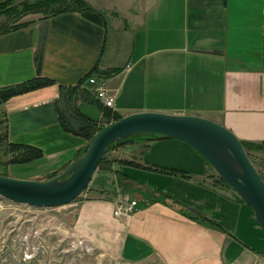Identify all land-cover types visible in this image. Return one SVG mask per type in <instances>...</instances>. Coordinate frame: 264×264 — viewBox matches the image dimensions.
Here are the masks:
<instances>
[{
    "label": "crops",
    "instance_id": "obj_1",
    "mask_svg": "<svg viewBox=\"0 0 264 264\" xmlns=\"http://www.w3.org/2000/svg\"><path fill=\"white\" fill-rule=\"evenodd\" d=\"M86 1L93 10L26 18L0 34V87L36 77L39 57L41 73L54 80L3 105L10 140L43 151L22 164L28 175L15 176L47 179L77 158L86 139L62 127L60 85L77 84L95 67L118 69L108 79L114 110L210 118L262 145L250 153L264 163V0ZM77 105L86 116L103 114L91 95ZM123 148L79 208L93 234L106 238L101 246L121 239L118 254L140 263L264 264V249L250 245L259 237L264 247L253 209L190 144L155 134ZM131 159L151 168L118 161ZM114 186L138 199L131 215H114Z\"/></svg>",
    "mask_w": 264,
    "mask_h": 264
},
{
    "label": "water",
    "instance_id": "obj_2",
    "mask_svg": "<svg viewBox=\"0 0 264 264\" xmlns=\"http://www.w3.org/2000/svg\"><path fill=\"white\" fill-rule=\"evenodd\" d=\"M141 132L161 133L190 144L237 191L264 227V178L242 140L225 125L193 114L155 110L125 114L101 127L84 152L59 174L41 180L0 173V195L36 206L67 204L88 186L112 143Z\"/></svg>",
    "mask_w": 264,
    "mask_h": 264
},
{
    "label": "rangeland",
    "instance_id": "obj_3",
    "mask_svg": "<svg viewBox=\"0 0 264 264\" xmlns=\"http://www.w3.org/2000/svg\"><path fill=\"white\" fill-rule=\"evenodd\" d=\"M19 1L21 0H16V2ZM36 16H43V13L20 12L10 17L0 15V30L15 22L25 21L26 18ZM103 75L109 78V75ZM2 116L0 115V117ZM148 137V135H137L132 141L124 144L128 145L130 142L146 140ZM124 144H116L109 148L106 159L102 162L101 167L96 169L88 186L77 198L67 204L36 206L27 203H16L0 195V264H162L157 261L140 263L125 260L124 256L118 254L120 245L118 242L121 239L114 240L115 244L111 243V246L110 243L108 246H101V242L97 240L105 237L98 236L100 234L95 236L94 232L90 230L95 224L87 223L79 217L80 205L84 199L89 197L90 185H93L97 180L102 167L108 165V167H111L110 169L114 170L112 168L113 161L116 160L115 158L119 156L120 152L124 151ZM5 149L4 145H0V173L14 174L11 176H15V174L28 175L31 171H24L22 164L7 163L10 155L6 154ZM251 155L255 166L264 175V163L262 164L259 157L254 153H251ZM53 175L45 177L50 178ZM231 188L233 187L231 186ZM113 190L115 195L112 197L116 199L117 205L123 200L125 202H130V200L138 202L133 194L124 192L122 187L119 189L114 186ZM240 200L244 202L242 198ZM258 238L253 237L250 245L262 250L264 249L262 247L263 240Z\"/></svg>",
    "mask_w": 264,
    "mask_h": 264
},
{
    "label": "trees",
    "instance_id": "obj_4",
    "mask_svg": "<svg viewBox=\"0 0 264 264\" xmlns=\"http://www.w3.org/2000/svg\"><path fill=\"white\" fill-rule=\"evenodd\" d=\"M93 9H94L93 6L86 0H21L19 2H16V0H0V15H5L7 17H10L12 15H17V13L20 12L23 13L41 12L43 13L44 17H49L69 11L83 12L86 10H93ZM27 23L28 21L15 22L14 24L0 30V34H4L12 30H16L26 25ZM103 51H104V42H103L101 54L103 53ZM94 70H96V67L94 68ZM94 70H92L85 78H82L77 84L73 86L65 88L64 86L60 85V88L62 89L61 90L62 103L59 105L58 110H59V116L61 119L62 127L66 131L75 133L76 135L82 136L86 139V144L84 145V147L78 150L76 157H78L84 152L88 141L101 127L123 116L122 113L114 110L113 107L105 106L100 101H98V104L102 108L103 114L99 119L86 116L84 113L79 111V107L77 105L78 99L81 97L83 99H86L90 96L88 91L82 88L81 86L85 81V79L90 74H92ZM117 71H118L117 68H113L105 72V74L110 76ZM53 83H54L53 79L48 78L41 73V60L39 57L38 74L36 77L28 81L21 82L19 84L0 87V115H3L2 117H0V145H4V147L6 148L5 149L6 154L10 155L9 159L7 160L8 164L30 163L42 157L43 151L38 147L28 144L18 143L10 140L9 119L7 113L5 112V110H3L4 103L14 95H18ZM155 134H161V133H152V132L135 133L123 140L112 143L109 146V148H111L116 144L121 145L126 142L132 141L134 137L137 135L151 136ZM243 144L245 146V149L249 157L254 163L250 150L252 148L261 149L263 148V146L260 144H252L248 142H243ZM107 154L108 152H106V154L102 157V159L98 164L97 169L101 167L102 162L107 157ZM119 161L121 162L124 161L125 164H131L137 167L151 168L150 166L142 165L139 162H136L135 160L134 161L119 160ZM155 169L169 173H172L175 170V169L173 170V168H168L165 166H158ZM258 171L260 172L261 176L264 178V175L261 173V171L259 169ZM55 174L56 173H54V175ZM218 179L226 186L231 187V185L228 184L219 175H218Z\"/></svg>",
    "mask_w": 264,
    "mask_h": 264
},
{
    "label": "built area",
    "instance_id": "obj_5",
    "mask_svg": "<svg viewBox=\"0 0 264 264\" xmlns=\"http://www.w3.org/2000/svg\"><path fill=\"white\" fill-rule=\"evenodd\" d=\"M108 79L103 74L93 73L85 79L82 86L89 91L94 100L100 101L105 106L113 107L115 104V93L109 87ZM136 204V200H130V202L123 200L116 205L113 213L116 216L131 215Z\"/></svg>",
    "mask_w": 264,
    "mask_h": 264
}]
</instances>
